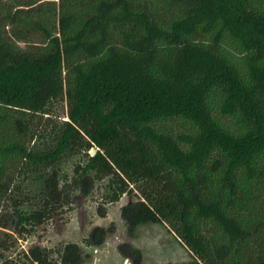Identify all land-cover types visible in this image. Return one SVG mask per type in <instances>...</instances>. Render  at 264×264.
I'll use <instances>...</instances> for the list:
<instances>
[{"label":"trees","instance_id":"trees-1","mask_svg":"<svg viewBox=\"0 0 264 264\" xmlns=\"http://www.w3.org/2000/svg\"><path fill=\"white\" fill-rule=\"evenodd\" d=\"M101 182L108 202L130 197V236L163 223L189 249L167 264H264V0H0L2 235L34 233ZM11 242L0 264L87 257L62 241L20 260Z\"/></svg>","mask_w":264,"mask_h":264},{"label":"rangeland","instance_id":"rangeland-1","mask_svg":"<svg viewBox=\"0 0 264 264\" xmlns=\"http://www.w3.org/2000/svg\"><path fill=\"white\" fill-rule=\"evenodd\" d=\"M66 111V103H61L58 115L65 117ZM65 169L71 173L72 163H67ZM104 185L105 182L99 183L89 196L77 199L72 208H66L62 217L48 220L32 234L6 237L0 228V239L4 237L5 240L13 241V246L6 254L23 260V251H27L30 246L53 248L62 241H76L85 249L87 257L84 264H136V257H126L119 249V244L129 242L140 250V264H167L191 258L189 249L166 224H141L136 233L130 236L121 217V207L130 197L125 194L119 201L108 202L103 198ZM111 223L115 224V231L107 234L104 243L87 244L86 238L92 231L108 227ZM14 239L18 240L14 242Z\"/></svg>","mask_w":264,"mask_h":264},{"label":"water","instance_id":"water-1","mask_svg":"<svg viewBox=\"0 0 264 264\" xmlns=\"http://www.w3.org/2000/svg\"><path fill=\"white\" fill-rule=\"evenodd\" d=\"M96 152V149L95 148H92L91 149V153L94 154Z\"/></svg>","mask_w":264,"mask_h":264}]
</instances>
